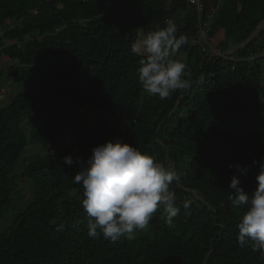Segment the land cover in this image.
Wrapping results in <instances>:
<instances>
[{
	"label": "trees",
	"instance_id": "1",
	"mask_svg": "<svg viewBox=\"0 0 264 264\" xmlns=\"http://www.w3.org/2000/svg\"><path fill=\"white\" fill-rule=\"evenodd\" d=\"M205 2L211 45L222 51L264 21V0ZM167 20L188 38L179 51L193 83L160 100L138 83L142 56L131 44ZM197 22L188 0H0V58L10 60L0 67V94L4 73L42 86L0 107V218L25 203L0 231V264H264L251 244L237 242L243 209L229 187L235 174L251 194L253 161L264 160V28L219 57L193 44ZM82 105L96 110L93 132L68 116ZM117 137L174 167L179 179L170 190L180 213L169 227L158 208L135 239L113 243L87 235L82 186L74 182L80 165L63 159L86 162L94 146ZM31 143L46 152L23 156Z\"/></svg>",
	"mask_w": 264,
	"mask_h": 264
},
{
	"label": "clouds",
	"instance_id": "2",
	"mask_svg": "<svg viewBox=\"0 0 264 264\" xmlns=\"http://www.w3.org/2000/svg\"><path fill=\"white\" fill-rule=\"evenodd\" d=\"M174 21L167 20L165 27L147 31L131 44V51L139 54L138 83L149 95L160 100L178 90L188 91L192 86L187 65L174 58L188 43L185 35L177 37ZM86 162L79 157L74 161L65 156V165L79 163L74 182L82 186V208L87 214V235L96 238L101 233L115 243L122 236L135 239L136 232L148 227L158 208L161 219L171 227L180 213L177 196L170 185L179 179L171 164L158 161L147 151H141L122 138H114L94 146ZM258 164L256 187L249 194L241 187L238 175H233L229 187L234 190L232 203L242 208L237 223V242L241 248L251 244L252 251L264 261V160ZM238 173L246 174L247 166L229 164ZM186 214L190 201L183 202ZM60 224L57 231H63Z\"/></svg>",
	"mask_w": 264,
	"mask_h": 264
},
{
	"label": "rangeland",
	"instance_id": "3",
	"mask_svg": "<svg viewBox=\"0 0 264 264\" xmlns=\"http://www.w3.org/2000/svg\"><path fill=\"white\" fill-rule=\"evenodd\" d=\"M174 58L179 59L183 62L185 55H183L181 51H178V53L176 54ZM9 62L10 60L7 56H4V55L1 56L0 67H6V65ZM263 74L264 72L262 71V75ZM41 89H42V86L39 83L27 82V83L19 84V83L10 82L8 81L6 73H4L2 76V91L0 94V107L8 105L11 99L18 93H38L41 91ZM259 113L264 114V97L261 100V104L259 107ZM68 116L71 119H75L79 123L85 125L89 131L91 132L95 131L96 126H97L96 110H94V108L91 107L90 105H87V106L82 105L78 110L69 113ZM68 140H70V138ZM36 152L44 153L46 152V150L39 143H31L29 144L28 148H26V150L23 152V156H29ZM19 184L22 187L23 191L25 192L26 201H29L30 195H31V189H30V185L27 183L24 176L22 177V180L19 181ZM24 204L25 203L19 204L17 211H15V209H12L6 216H4L3 218H0V231H3L7 225L12 223L14 214H16L20 210V207H24Z\"/></svg>",
	"mask_w": 264,
	"mask_h": 264
},
{
	"label": "built area",
	"instance_id": "4",
	"mask_svg": "<svg viewBox=\"0 0 264 264\" xmlns=\"http://www.w3.org/2000/svg\"><path fill=\"white\" fill-rule=\"evenodd\" d=\"M189 5L194 7V10L198 14V22L196 26V37L192 40L193 44H200L202 50L212 56L224 57L226 54H230L231 51H222L216 49L211 45L210 33L212 30L211 19L212 13L206 11L205 0H188ZM3 31L0 30V36H3ZM8 43L5 41V45ZM2 47V45H1Z\"/></svg>",
	"mask_w": 264,
	"mask_h": 264
},
{
	"label": "water",
	"instance_id": "5",
	"mask_svg": "<svg viewBox=\"0 0 264 264\" xmlns=\"http://www.w3.org/2000/svg\"><path fill=\"white\" fill-rule=\"evenodd\" d=\"M263 28H264V21H262V23L255 29V31L250 35V37L248 39H246L245 41H243L242 43H240L239 45H237L236 47H234L230 51H233L236 48L243 47L246 43H248L249 41L254 39V37H256Z\"/></svg>",
	"mask_w": 264,
	"mask_h": 264
},
{
	"label": "crops",
	"instance_id": "6",
	"mask_svg": "<svg viewBox=\"0 0 264 264\" xmlns=\"http://www.w3.org/2000/svg\"><path fill=\"white\" fill-rule=\"evenodd\" d=\"M219 40L221 39V36L220 37H217Z\"/></svg>",
	"mask_w": 264,
	"mask_h": 264
}]
</instances>
